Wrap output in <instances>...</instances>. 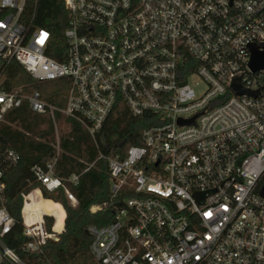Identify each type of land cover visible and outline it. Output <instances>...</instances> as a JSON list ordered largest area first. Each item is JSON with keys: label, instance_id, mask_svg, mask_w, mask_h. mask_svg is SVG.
Here are the masks:
<instances>
[{"label": "built area", "instance_id": "built-area-1", "mask_svg": "<svg viewBox=\"0 0 264 264\" xmlns=\"http://www.w3.org/2000/svg\"><path fill=\"white\" fill-rule=\"evenodd\" d=\"M27 1L0 0V122L23 103L48 116L56 154L31 169L40 187L20 194V250L42 253L64 231L49 215L26 222L32 192L61 189L76 204L66 183L78 175L54 174L56 115L95 139L123 104L148 116L149 127L139 145L112 146L85 164L84 172L105 162L109 178L108 201L90 212L111 208L112 220L87 227L96 264H264V69L248 65V47L264 45V0H62L58 45L49 30L23 22ZM12 61L37 83L67 81L63 105L5 89ZM235 77L259 95L235 94ZM19 161L12 149L0 154V264H28L3 242L15 223L5 172Z\"/></svg>", "mask_w": 264, "mask_h": 264}, {"label": "trees", "instance_id": "trees-1", "mask_svg": "<svg viewBox=\"0 0 264 264\" xmlns=\"http://www.w3.org/2000/svg\"><path fill=\"white\" fill-rule=\"evenodd\" d=\"M23 22L28 26L49 30L54 44H63L66 15L62 0H28ZM49 55L60 59L56 53ZM4 78L7 90L22 88L25 94L39 91L43 100L63 105L67 81L37 83L15 61L8 64ZM56 120L60 152L54 166V174L62 179L73 174L78 175L75 185L66 183V187L76 199V204L72 206L61 189L49 194L44 192L47 199L40 193L37 200L44 211L43 215L54 218L55 232L63 228L64 231L57 241L48 240L42 248V253L27 254L20 250L26 241L21 234L20 194L40 187L31 169L36 165L45 166L56 154L52 146L55 143V128L51 119L32 113L23 103L21 107L10 110L5 115L4 122H0V154L6 149H12L20 156L19 163L8 167L5 172L7 209L15 223L3 238V242L28 264H96L89 252L91 237L87 227L103 226L112 220L111 208L90 212L92 206L108 201L109 178L105 162H96L84 172L85 164L92 163L98 151L107 153L112 146L127 149L129 146L139 145L141 132L149 127V119L148 116L133 117L127 108L120 104L109 115L95 139L70 119L56 115ZM37 211H40V208L36 201L27 202L24 208L26 222H31V215ZM51 221L47 218L48 229Z\"/></svg>", "mask_w": 264, "mask_h": 264}, {"label": "water", "instance_id": "water-1", "mask_svg": "<svg viewBox=\"0 0 264 264\" xmlns=\"http://www.w3.org/2000/svg\"><path fill=\"white\" fill-rule=\"evenodd\" d=\"M259 47H264V45L263 44L250 45L248 47L249 54H250L248 65H249V67H250V69L252 71L264 69V50L263 51H259L258 50ZM230 89L235 94H238V95L245 94V95L252 96V97H255V96L259 95V90L251 92V91H248V90L244 89L243 87H241L239 85V82H238V77H235L232 80V82L230 84ZM182 123L190 124V123H192V120L179 121V124H182ZM261 195L264 196V184H263V187H262V190H261ZM112 213H114V212H112Z\"/></svg>", "mask_w": 264, "mask_h": 264}, {"label": "bare ground", "instance_id": "bare-ground-1", "mask_svg": "<svg viewBox=\"0 0 264 264\" xmlns=\"http://www.w3.org/2000/svg\"><path fill=\"white\" fill-rule=\"evenodd\" d=\"M40 194V191L39 190H35L34 192H32L31 194H30V196L29 197H31V199L30 200H33V201H36L38 204H39V208H40V214L39 215H36V213H34L33 214V216L35 217V218H41L40 217V215H43V213H44V211H43V209L41 208V206H40V203L38 202V200H37V196ZM46 214H49L48 212H46ZM32 216V217H33ZM63 231V229H59L58 230V233H61Z\"/></svg>", "mask_w": 264, "mask_h": 264}, {"label": "crops", "instance_id": "crops-1", "mask_svg": "<svg viewBox=\"0 0 264 264\" xmlns=\"http://www.w3.org/2000/svg\"><path fill=\"white\" fill-rule=\"evenodd\" d=\"M56 122H57V120H56ZM36 213V215H39L40 214V211H37V212H35ZM34 214V213H33ZM33 216V215H32ZM40 217H41V215H40Z\"/></svg>", "mask_w": 264, "mask_h": 264}, {"label": "rangeland", "instance_id": "rangeland-1", "mask_svg": "<svg viewBox=\"0 0 264 264\" xmlns=\"http://www.w3.org/2000/svg\"><path fill=\"white\" fill-rule=\"evenodd\" d=\"M200 89H202V87H200ZM200 89H197L196 92L199 93ZM59 124H60V121H59Z\"/></svg>", "mask_w": 264, "mask_h": 264}]
</instances>
